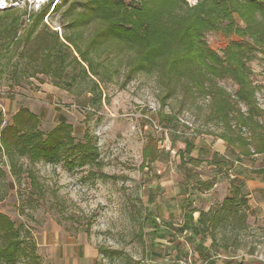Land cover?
<instances>
[{"label":"rangeland","instance_id":"rangeland-1","mask_svg":"<svg viewBox=\"0 0 264 264\" xmlns=\"http://www.w3.org/2000/svg\"><path fill=\"white\" fill-rule=\"evenodd\" d=\"M64 1L74 0H54L52 6ZM186 1L189 7L197 3ZM47 2L6 0L0 14L17 8L36 12ZM62 11L45 23L60 36L74 37L85 50L94 24L63 28ZM205 41L220 56L231 42L245 43L220 32H209ZM14 53L11 46L0 59V112L5 125L25 108L38 116L44 134L64 122L73 127L77 141L86 133L92 136L99 152V166L83 167L66 160L32 163L27 157H16L25 171L37 174L44 191L40 201L32 194L27 173L15 174L8 157L0 159V213L15 223L26 240L27 255H21L17 264H264L260 182L247 181L243 188L248 209L237 207L247 214L245 225L231 217L227 228L212 236L182 230L184 213L221 204L230 191V176L245 178L252 168L245 161L233 169L221 167V172L211 164L217 151L233 155L217 137L222 128L213 120L212 100L185 91L193 74L179 82L174 79L173 85L179 86L173 96L163 99L166 59L127 80L136 48H125L117 40L90 50L96 75L90 74L87 64H83L84 74L77 63H71L77 55L67 54L70 64L61 81L24 69ZM248 66L256 102L264 110V54L257 51ZM219 85L231 96L238 91L229 79ZM260 123L264 127V117ZM147 145L157 149L160 157L143 168ZM189 145L194 150L184 153ZM253 166L263 167L264 157ZM101 173L114 179H101ZM151 219L158 223L157 232Z\"/></svg>","mask_w":264,"mask_h":264},{"label":"trees","instance_id":"trees-1","mask_svg":"<svg viewBox=\"0 0 264 264\" xmlns=\"http://www.w3.org/2000/svg\"><path fill=\"white\" fill-rule=\"evenodd\" d=\"M53 2L48 0L36 12H28L26 8L1 12L0 59L3 51L13 46L24 69L61 81L70 64L66 63L67 54L77 55L72 57L71 63H77L84 74L83 64H87L90 74L96 75L90 50L98 44L117 40L125 48H136L127 80L135 73L153 70L158 67L159 59H166L163 99L173 96L179 86L173 85L174 79L179 82L193 74L190 84L184 86L185 91L212 100L213 120L222 128L217 137L225 142L234 157L233 160L214 155L212 165L231 169L236 161L254 165L258 157L264 156V127L260 123L264 110L256 102L248 66L257 51L264 54V0H197L194 7H189L186 0H74L70 4L64 1V5L52 6ZM62 9L63 28L78 29L94 24L95 31L85 50L74 37L60 36L45 23V19ZM209 32H220L226 37L235 35L245 43L231 42L220 56L205 41ZM226 79L238 86L236 95L231 96L219 87ZM39 126L38 116L28 109H19L10 125H5L0 112V159L7 156L15 174L27 173L37 201L44 200L37 174L31 169L25 171L16 157H27L32 163L56 164L66 160L70 165L99 166V152L88 133L82 141H77L73 127L64 122L48 134H44ZM192 150L194 147L189 145L184 153L189 154ZM159 157L160 152L147 145L142 167H148ZM99 176L104 180L114 179L102 173ZM248 178L264 180V167L253 169ZM230 183L229 195L223 202L207 212L200 211L198 220H194L196 210L184 213V232L212 236L218 229H226L231 217L245 225L247 214L237 207L246 209L245 182L233 178ZM150 221L157 232V221ZM25 244L20 229L8 216L0 213V264H17L21 255H27ZM30 247L34 250L35 244Z\"/></svg>","mask_w":264,"mask_h":264},{"label":"crops","instance_id":"crops-1","mask_svg":"<svg viewBox=\"0 0 264 264\" xmlns=\"http://www.w3.org/2000/svg\"><path fill=\"white\" fill-rule=\"evenodd\" d=\"M219 147H223V145H218ZM224 149H225V151H229L228 150V148H227V145H224V147H223ZM218 153H219V151H217ZM218 153H216V154H214V155H218V156H220L221 158H225V159H230V157H227V156H225L224 154H222V155H219ZM260 157H264V156H260ZM259 158V157H258ZM257 158V159H258ZM231 159H233L234 160V157L233 158H231ZM244 162L245 161H236L235 163H234V167L233 168H235L236 166H239V165H244ZM247 163H249L248 161H246ZM257 162V161H256ZM256 162L254 163V164H256ZM250 164V163H249ZM250 166L252 167L248 172H246V174H245V178H242L240 175H233V176H230L231 177V179H233V178H239V179H242L244 182H245V186H246V183H247V181H257V182H260V185L261 186H264V180H262V179H258V178H248V175H250V173H251V171L253 170V169H260V168H262V167H255V166H253V164H250ZM215 168H217L216 166H214ZM264 167V166H263ZM225 168V167H224ZM233 168H231V169H233ZM217 169H219V168H217ZM220 171L222 172V170H221V168H220ZM230 179V180H231ZM249 183V182H248ZM230 192V191H229ZM229 195V193L226 195V197ZM246 195V194H245ZM225 197V198H226ZM224 198V199H225ZM247 195H246V200H247ZM247 208V207H246ZM248 209V208H247ZM197 212H195L194 213V220L196 221V220H198V218H199V213H200V211H205V210H196ZM207 211H209V210H206L205 212H207ZM198 215V216H195V215Z\"/></svg>","mask_w":264,"mask_h":264},{"label":"built area","instance_id":"built-area-1","mask_svg":"<svg viewBox=\"0 0 264 264\" xmlns=\"http://www.w3.org/2000/svg\"><path fill=\"white\" fill-rule=\"evenodd\" d=\"M7 5L6 0L0 1V9H3Z\"/></svg>","mask_w":264,"mask_h":264}]
</instances>
